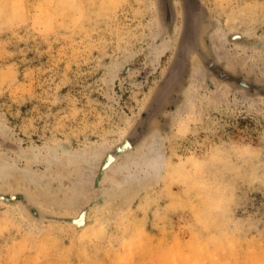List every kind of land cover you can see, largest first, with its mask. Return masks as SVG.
<instances>
[{
    "label": "rangeland",
    "instance_id": "374dc122",
    "mask_svg": "<svg viewBox=\"0 0 264 264\" xmlns=\"http://www.w3.org/2000/svg\"><path fill=\"white\" fill-rule=\"evenodd\" d=\"M201 2L0 0V264H264V0Z\"/></svg>",
    "mask_w": 264,
    "mask_h": 264
},
{
    "label": "water",
    "instance_id": "95a60500",
    "mask_svg": "<svg viewBox=\"0 0 264 264\" xmlns=\"http://www.w3.org/2000/svg\"><path fill=\"white\" fill-rule=\"evenodd\" d=\"M184 4V9L187 18V28L185 32V43L193 35V21L198 17L202 12L203 4L201 0H181ZM161 8L164 20L167 23H170L173 18V0H160Z\"/></svg>",
    "mask_w": 264,
    "mask_h": 264
},
{
    "label": "bare ground",
    "instance_id": "6f19581e",
    "mask_svg": "<svg viewBox=\"0 0 264 264\" xmlns=\"http://www.w3.org/2000/svg\"><path fill=\"white\" fill-rule=\"evenodd\" d=\"M163 49V48H162ZM161 165H163V164H161ZM164 166V165H163ZM162 169H163V167H162ZM161 169V170H162ZM160 171V170H159ZM10 172V171H9ZM151 172V171H150ZM160 172H162V171H160ZM158 177V176H157ZM56 238V237H55ZM87 238V237H86ZM128 246V245H127ZM127 249H128V247H127ZM130 249V248H129ZM46 251V250H45Z\"/></svg>",
    "mask_w": 264,
    "mask_h": 264
}]
</instances>
